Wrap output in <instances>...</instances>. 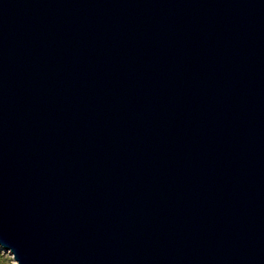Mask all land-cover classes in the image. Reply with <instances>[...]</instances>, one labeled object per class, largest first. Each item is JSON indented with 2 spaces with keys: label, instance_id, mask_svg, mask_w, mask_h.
I'll return each mask as SVG.
<instances>
[{
  "label": "water",
  "instance_id": "water-1",
  "mask_svg": "<svg viewBox=\"0 0 264 264\" xmlns=\"http://www.w3.org/2000/svg\"><path fill=\"white\" fill-rule=\"evenodd\" d=\"M0 246L264 264V0H0Z\"/></svg>",
  "mask_w": 264,
  "mask_h": 264
},
{
  "label": "rangeland",
  "instance_id": "rangeland-1",
  "mask_svg": "<svg viewBox=\"0 0 264 264\" xmlns=\"http://www.w3.org/2000/svg\"><path fill=\"white\" fill-rule=\"evenodd\" d=\"M0 264H17L13 255L0 246Z\"/></svg>",
  "mask_w": 264,
  "mask_h": 264
}]
</instances>
